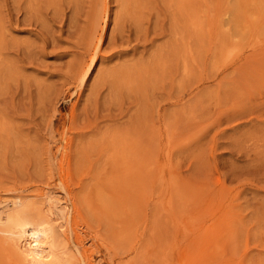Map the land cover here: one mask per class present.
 <instances>
[{"label":"rangeland","instance_id":"1","mask_svg":"<svg viewBox=\"0 0 264 264\" xmlns=\"http://www.w3.org/2000/svg\"><path fill=\"white\" fill-rule=\"evenodd\" d=\"M0 210L53 264H264V0H0Z\"/></svg>","mask_w":264,"mask_h":264},{"label":"bare ground","instance_id":"2","mask_svg":"<svg viewBox=\"0 0 264 264\" xmlns=\"http://www.w3.org/2000/svg\"><path fill=\"white\" fill-rule=\"evenodd\" d=\"M86 71L87 69H85V73H87ZM45 200L47 202L48 211H51V213H48L49 216L57 214L56 210L61 207L62 202L60 201L62 200L49 195ZM4 203L12 205L13 207H15V209L16 207H19L21 205V202L18 200L5 201ZM17 212L15 211L11 215H9L7 211V214L5 213L4 215L2 214V212H0V233L5 234L6 237L10 240V243L13 245L15 252L19 254L23 262L28 264H53L55 261V251L51 242L52 227H50L49 225L43 226V224H30L26 221H21L19 213ZM5 222H7L9 226L3 227L2 225Z\"/></svg>","mask_w":264,"mask_h":264}]
</instances>
